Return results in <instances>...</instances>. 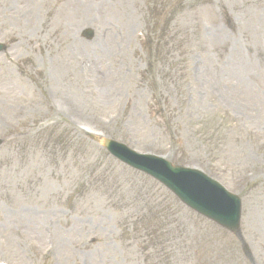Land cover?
I'll use <instances>...</instances> for the list:
<instances>
[{
	"label": "rangeland",
	"instance_id": "374dc122",
	"mask_svg": "<svg viewBox=\"0 0 264 264\" xmlns=\"http://www.w3.org/2000/svg\"><path fill=\"white\" fill-rule=\"evenodd\" d=\"M0 43V264H264V0H0ZM91 133L239 195L250 257Z\"/></svg>",
	"mask_w": 264,
	"mask_h": 264
},
{
	"label": "water",
	"instance_id": "95a60500",
	"mask_svg": "<svg viewBox=\"0 0 264 264\" xmlns=\"http://www.w3.org/2000/svg\"><path fill=\"white\" fill-rule=\"evenodd\" d=\"M4 50L0 46V52ZM105 148L116 158L136 167L141 170L148 168V161L146 159L134 160L133 156H126L124 151L127 149L115 142H105ZM159 164V163H158ZM157 164V165H158ZM170 166L167 164H160V176L165 181L170 189L184 202L201 215L215 221L220 226L232 231L240 236L239 232V212L240 200L226 192L221 186L208 180L206 177L197 173H190V176L195 177L198 181H202L205 186L199 187L198 183L188 181H181L174 179L180 176L179 170H168ZM159 178V177H158ZM160 179V178H159ZM160 179V180H161ZM173 181V183H172ZM181 181V182H179Z\"/></svg>",
	"mask_w": 264,
	"mask_h": 264
},
{
	"label": "bare ground",
	"instance_id": "6f19581e",
	"mask_svg": "<svg viewBox=\"0 0 264 264\" xmlns=\"http://www.w3.org/2000/svg\"><path fill=\"white\" fill-rule=\"evenodd\" d=\"M100 143H103L102 141H100Z\"/></svg>",
	"mask_w": 264,
	"mask_h": 264
}]
</instances>
